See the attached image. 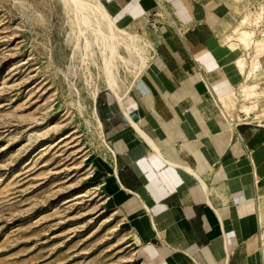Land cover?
Segmentation results:
<instances>
[{
    "label": "crops",
    "instance_id": "obj_1",
    "mask_svg": "<svg viewBox=\"0 0 264 264\" xmlns=\"http://www.w3.org/2000/svg\"><path fill=\"white\" fill-rule=\"evenodd\" d=\"M102 2L160 14L152 68L122 102H100L117 208L143 264H264V124H231L219 103L243 79L224 35L233 0Z\"/></svg>",
    "mask_w": 264,
    "mask_h": 264
},
{
    "label": "rangeland",
    "instance_id": "obj_2",
    "mask_svg": "<svg viewBox=\"0 0 264 264\" xmlns=\"http://www.w3.org/2000/svg\"><path fill=\"white\" fill-rule=\"evenodd\" d=\"M233 6L224 35H236L248 18L242 27L258 41L250 48L228 43L242 59L234 65L243 79L226 93L238 94L225 107L236 120L250 102L240 85L256 81L264 91V49L257 57L264 0H233ZM72 17L64 0H0V264H143L138 234L117 208L112 156L97 136L84 82L85 73L99 79L101 55L94 46V57L77 47ZM119 17L147 55L157 57V37L143 16ZM121 69L130 84L133 74ZM99 82L102 119L100 102L110 91ZM256 112L264 113V94Z\"/></svg>",
    "mask_w": 264,
    "mask_h": 264
},
{
    "label": "bare ground",
    "instance_id": "obj_3",
    "mask_svg": "<svg viewBox=\"0 0 264 264\" xmlns=\"http://www.w3.org/2000/svg\"><path fill=\"white\" fill-rule=\"evenodd\" d=\"M64 2L71 8L74 24L77 26V47L84 49L85 56L92 55L94 57V46L99 50L101 55L99 79H97L98 77L95 78L92 76L91 73L89 75L91 76L90 78L87 75L88 73H85L84 82L89 87L88 101L91 105V115L95 123L97 136L100 137L105 148L114 155V150L106 139L103 123L97 110V97H99L98 95L103 88L99 81L103 79L104 88L110 91L116 97V100L118 99L122 102L125 97L130 96L129 91L136 81L141 79L145 72L152 68L156 57H149L147 55L146 50L140 44V38L129 31L122 17L110 13L102 0H64ZM247 23L248 18H244L241 26L234 30V34L236 35H228L226 40L231 42L236 39L245 48L254 47L258 42L255 40V31L246 30L242 27ZM151 43L149 42V44ZM153 48L155 49V47ZM257 48L258 57L263 52L264 45L260 46L258 44ZM123 50H126V54ZM93 57L92 59H94ZM238 60L242 59L238 58L235 61ZM122 66L127 72L133 74V81L130 84H127L123 79ZM250 79L251 77L248 80ZM240 86V93L250 102L249 104H242L238 110L241 112L244 111L246 118L252 117L255 119L263 116V112H256L259 109L260 96L264 94V91L261 90V83L255 81ZM76 91L78 92V89ZM232 95H236V98L238 97L237 92L234 91L230 94L221 95L219 100L225 107H229L230 101L235 103Z\"/></svg>",
    "mask_w": 264,
    "mask_h": 264
},
{
    "label": "built area",
    "instance_id": "obj_4",
    "mask_svg": "<svg viewBox=\"0 0 264 264\" xmlns=\"http://www.w3.org/2000/svg\"><path fill=\"white\" fill-rule=\"evenodd\" d=\"M159 17H160V14L159 12L157 11V9H153L151 10L149 13H147L145 16H144V21L145 23L147 24V26L153 31V32H156L158 29H159V25H160V21H159ZM200 69L202 71H204V67H200ZM219 103L221 105V110H223V112L225 111V106L222 104V102L219 100ZM227 111V109H226ZM224 112L225 115L229 118L230 120V123L232 124H235L237 125L238 123H251V122H255L257 124H264L263 121H256L255 119H249V118H238L236 120H233L230 116H229V113L228 112ZM262 120H264V118H262Z\"/></svg>",
    "mask_w": 264,
    "mask_h": 264
}]
</instances>
